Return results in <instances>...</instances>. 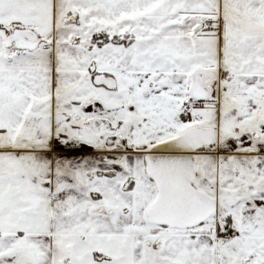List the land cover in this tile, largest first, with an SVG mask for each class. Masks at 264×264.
<instances>
[{
  "label": "snow or ice",
  "instance_id": "obj_1",
  "mask_svg": "<svg viewBox=\"0 0 264 264\" xmlns=\"http://www.w3.org/2000/svg\"><path fill=\"white\" fill-rule=\"evenodd\" d=\"M0 264H264V0H0Z\"/></svg>",
  "mask_w": 264,
  "mask_h": 264
}]
</instances>
